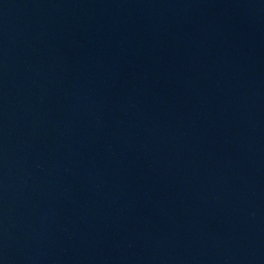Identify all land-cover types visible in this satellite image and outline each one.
<instances>
[{"label": "water", "instance_id": "1", "mask_svg": "<svg viewBox=\"0 0 264 264\" xmlns=\"http://www.w3.org/2000/svg\"><path fill=\"white\" fill-rule=\"evenodd\" d=\"M0 264H264V0H0Z\"/></svg>", "mask_w": 264, "mask_h": 264}]
</instances>
